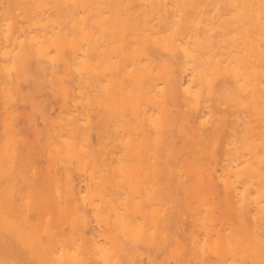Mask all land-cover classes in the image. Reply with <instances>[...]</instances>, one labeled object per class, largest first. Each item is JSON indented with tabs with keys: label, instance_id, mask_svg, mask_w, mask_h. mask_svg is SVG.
<instances>
[{
	"label": "bare ground",
	"instance_id": "obj_1",
	"mask_svg": "<svg viewBox=\"0 0 264 264\" xmlns=\"http://www.w3.org/2000/svg\"><path fill=\"white\" fill-rule=\"evenodd\" d=\"M3 1L0 264H264V0Z\"/></svg>",
	"mask_w": 264,
	"mask_h": 264
},
{
	"label": "rangeland",
	"instance_id": "obj_2",
	"mask_svg": "<svg viewBox=\"0 0 264 264\" xmlns=\"http://www.w3.org/2000/svg\"><path fill=\"white\" fill-rule=\"evenodd\" d=\"M2 2H4V1L3 0H0V13H1V5L3 4ZM219 2L221 3L222 0H199V3L205 5L203 7H206L205 14L206 15H211V16L212 15H217L218 12H219V9L221 10V7H219ZM139 3H141V1ZM95 4L101 5V6L104 7V9H106L107 0H89L90 7H91V5H95ZM133 4H137V2L135 1V2H133ZM142 4H144V1H143ZM82 10H83V7L80 8V15L83 14V11ZM87 12H90V13L95 14L92 9L90 11H87ZM159 18H160V16L158 14H154V16L151 18V21L157 22L159 20ZM82 26H86L88 28L87 25H84L82 23V21H80V27H82ZM214 34L215 33H211L212 37H214L213 36ZM136 41L138 42L137 39H136ZM88 44H89V41L88 40H85L84 41L85 48L88 47ZM150 45L151 46H154L153 43H150ZM70 82H71L72 85H75L76 86V82H75L74 78H70ZM216 85H218V83H216ZM1 86H2V83L0 84V137L2 138V136H3L2 133H3L4 128L6 126L8 128H10L12 125L14 126L15 124L21 123L22 129L21 130L19 129V130L22 132L23 135L27 136V138L30 140L31 143L32 142L33 143L34 142L36 143V141H35V138L36 137H34V133L30 131L31 122H28V120L26 118V115H25V117L24 116H21V117L18 116V112H26V113H28L30 111V109H31L30 104L27 103V102L26 103L25 102H18V106H17L18 112H15V109L16 108L14 107V105H10L8 108H6L4 106V104H3V102L5 101L6 95L3 92H1L2 91ZM41 89H42V92H43V94H42L43 96L41 97V99L42 100H45V102H46L45 104L48 106V107L46 106L47 108H45L46 111H47V115L49 114V115H51V117H53L55 115L54 117L56 118V116L58 115L57 113H58V109H59V103H58L59 102L58 101L59 99H57V97H55L51 93V89L49 87L47 88L46 86H42V87H40L39 90L41 91ZM30 90H31L30 84L29 83H23V87H22L21 91L23 93H29ZM209 99H210V104L212 105V108H214L215 107V103L217 101L216 100H213L211 97H209ZM226 108H228V111L229 112L233 109V108H229V107H226ZM33 118H34V120L36 118V122L35 123L37 124V126L40 127V130L43 131L41 138H42V140H44L45 139V135L47 134V129H49L48 128V122L45 121V119L41 115H39V114L38 115H35V117H33ZM18 126H20V125L18 124ZM18 128H20V127H18ZM1 134H2V136H1ZM56 151L57 150H55V153H54L55 155H56ZM35 152L38 153V154H36V153L33 154L32 152L31 153H26L25 154V158H24L25 162H29V163L30 162H33V161L35 163L38 162L37 165L39 167H43V166L46 167L45 165H47L50 162L53 163V164H55V163L58 162L56 160V158H58V154L54 158H53L54 155L52 156V154H53L54 151L51 154L52 157L48 156V154L46 153V152H48L47 149H44L41 153H39L38 149ZM43 152H44V154H43ZM57 153H58V151H57ZM29 155L33 156V158L31 156H29ZM41 156H43V157H41ZM50 158L51 159H55V161L54 160L53 161H50L51 160ZM55 207H57L56 203H55ZM56 212H54V215H55ZM183 226H184L185 229H189V230H193L195 228V226H194V224L192 222V218L190 216V213L188 211H186L185 220L183 222ZM226 232H230V228L229 227H226ZM180 235H181V237H183L185 234L182 231L180 233ZM212 237H213V240H217L220 236H219L218 232L215 231L212 234ZM147 252H151L152 255H150V256L153 257V258H158L159 257V254H160V253H155V251H151L150 248H148V249L145 250V253H147ZM140 258L137 259V260H139L137 263L138 264H146V256L145 257L143 256L141 259Z\"/></svg>",
	"mask_w": 264,
	"mask_h": 264
}]
</instances>
